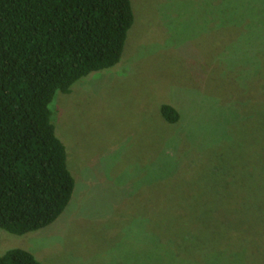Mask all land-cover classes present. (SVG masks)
Masks as SVG:
<instances>
[{
  "label": "rangeland",
  "instance_id": "1",
  "mask_svg": "<svg viewBox=\"0 0 264 264\" xmlns=\"http://www.w3.org/2000/svg\"><path fill=\"white\" fill-rule=\"evenodd\" d=\"M121 61L58 92L75 178L43 264H264V0H131ZM169 103L180 120L169 123Z\"/></svg>",
  "mask_w": 264,
  "mask_h": 264
},
{
  "label": "trees",
  "instance_id": "2",
  "mask_svg": "<svg viewBox=\"0 0 264 264\" xmlns=\"http://www.w3.org/2000/svg\"><path fill=\"white\" fill-rule=\"evenodd\" d=\"M135 21L131 0H0V228L24 235L53 223L75 178L52 119L58 92L117 65ZM169 123L180 112L161 106ZM0 264H43L10 248Z\"/></svg>",
  "mask_w": 264,
  "mask_h": 264
}]
</instances>
